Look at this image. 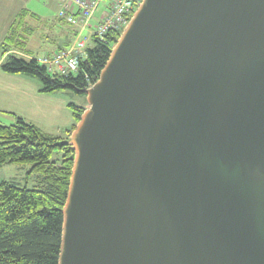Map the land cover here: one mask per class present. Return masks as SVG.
Wrapping results in <instances>:
<instances>
[{"label":"water","instance_id":"water-1","mask_svg":"<svg viewBox=\"0 0 264 264\" xmlns=\"http://www.w3.org/2000/svg\"><path fill=\"white\" fill-rule=\"evenodd\" d=\"M77 91L59 264H264V0H143Z\"/></svg>","mask_w":264,"mask_h":264},{"label":"trees","instance_id":"trees-1","mask_svg":"<svg viewBox=\"0 0 264 264\" xmlns=\"http://www.w3.org/2000/svg\"><path fill=\"white\" fill-rule=\"evenodd\" d=\"M28 10H22L12 25L6 42L25 45L21 32ZM120 33H110L105 40L94 38L76 75L50 72L37 58L11 54L2 63L9 73L38 78L43 93L72 91L94 83L109 60ZM74 124L64 134H51L18 116L13 124L0 123V166L29 164L38 177L35 188L4 180L0 183V264H59L64 214L72 175L75 150L64 142L79 122L85 106L71 103ZM59 156L54 157L55 154Z\"/></svg>","mask_w":264,"mask_h":264},{"label":"crops","instance_id":"crops-1","mask_svg":"<svg viewBox=\"0 0 264 264\" xmlns=\"http://www.w3.org/2000/svg\"><path fill=\"white\" fill-rule=\"evenodd\" d=\"M24 1L0 0V123L13 124L20 116L47 133L61 135L75 122L69 106L77 102L74 96L67 91L43 93L42 83L38 78L2 69V63L11 54L39 58L67 45L65 42L61 44L60 37L54 32L43 33L45 36L39 34V27H42L39 15L27 8ZM22 10H28L20 29L26 42L25 45L16 47L6 42V36ZM56 20L65 22L59 17V11ZM87 103L81 102L79 105L86 108Z\"/></svg>","mask_w":264,"mask_h":264},{"label":"built area","instance_id":"built-area-1","mask_svg":"<svg viewBox=\"0 0 264 264\" xmlns=\"http://www.w3.org/2000/svg\"><path fill=\"white\" fill-rule=\"evenodd\" d=\"M143 0H60L59 17L75 29L78 36L69 47L37 60L50 72L76 75L94 38L105 40L110 33H122ZM93 23V27L89 25ZM83 31L87 35L82 37ZM90 83L88 86H92Z\"/></svg>","mask_w":264,"mask_h":264},{"label":"rangeland","instance_id":"rangeland-1","mask_svg":"<svg viewBox=\"0 0 264 264\" xmlns=\"http://www.w3.org/2000/svg\"><path fill=\"white\" fill-rule=\"evenodd\" d=\"M24 3L27 8L39 15L40 19L38 20H41L40 23H42V27H39V34L41 36H45L43 33L54 32L60 37L61 44L62 42L67 43L65 47H69L78 36L75 34V29L71 25L56 20V16L59 11L60 0H25ZM92 27L93 23L89 25V28ZM87 34V31H83L82 37ZM35 35L36 33L34 36ZM92 45H95L94 39L92 40V44L90 46ZM67 92H70L69 94L74 96L75 100L77 101L76 103L87 102L86 95L76 94L72 91ZM57 156H59V154L56 153L54 157ZM30 169L31 165L29 164H4L0 166V183L4 180H10L19 183L21 186L35 188L38 185V177L36 174H31L29 172Z\"/></svg>","mask_w":264,"mask_h":264},{"label":"bare ground","instance_id":"bare-ground-1","mask_svg":"<svg viewBox=\"0 0 264 264\" xmlns=\"http://www.w3.org/2000/svg\"><path fill=\"white\" fill-rule=\"evenodd\" d=\"M119 38V37H118ZM115 46V45H114Z\"/></svg>","mask_w":264,"mask_h":264}]
</instances>
